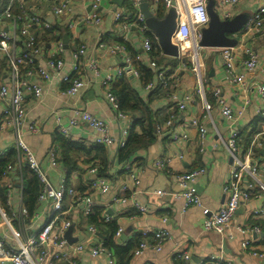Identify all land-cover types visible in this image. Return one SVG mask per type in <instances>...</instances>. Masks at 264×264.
Masks as SVG:
<instances>
[{"label":"crops","instance_id":"0c3cea01","mask_svg":"<svg viewBox=\"0 0 264 264\" xmlns=\"http://www.w3.org/2000/svg\"><path fill=\"white\" fill-rule=\"evenodd\" d=\"M58 1L60 0H42L38 3L36 0H24V3L28 11L35 9L52 24L51 28L39 34V40L45 42L43 44L45 50L56 42L62 43L64 49L62 57L65 61L63 73L72 71V51L80 45L85 47V52L80 58L81 76L85 85L79 93L67 95L63 92L65 83L61 82L59 76L47 81H39L42 94L38 98L31 93L25 96L27 119L35 120L39 131L28 133L24 129L22 138L33 150L40 167L53 187L58 186L61 178H65L68 186L77 190H85V183L88 179L94 177L110 179L107 191L89 190L94 200L93 208L97 207L101 210L98 222L89 219L94 209L90 215H84L81 201L70 195L64 198L63 211L65 214L63 216L72 221L70 237L76 241L70 243L65 238L67 230L64 231L63 236L69 244L83 243L85 245V250L78 254L80 262L82 264H108L107 257L90 255V248L102 243L112 251L115 264L113 249L105 244V240L111 235L110 227L116 226L117 231L113 235L115 242L120 245H132L130 264H192L219 255L233 264H264V257H253L249 254V249H242L241 242L247 236L240 234L235 228L236 225H264V218L252 215L255 208L264 205V194L240 205L232 218L230 227L223 234H218L202 230L203 215L200 206L189 205L181 211L183 201L175 198L173 192L176 189L178 172L204 166L205 173L200 175L195 182L201 205L214 211L225 199L223 183L228 177L231 158L225 149L224 142L228 138L232 122L222 116L220 106L214 100L212 91L216 88L220 89L222 97L234 110H242L241 116L235 122V126L239 129L238 141L242 147H245L250 138L249 146L256 138L251 156L252 160L259 165V174L264 181V117L258 113L264 108V100L257 90V85L264 82V76L261 73V68L264 66V31L244 34L243 25L235 34L230 35L237 40L232 48L235 54V71L237 74H244L242 83H232L226 78L221 48H199L205 100L211 104L207 112L203 109L202 97L196 92L197 80L191 71L192 45L186 47V53H179L178 57H172L162 53L155 35L148 28L145 32H141L138 27H129L124 32L121 31L114 20V14L120 12L125 19H130L133 11L129 0H102L98 8V15L101 19L98 25L82 20L92 11V0H69L72 14L67 16V19L56 17L51 11L52 5ZM216 2L217 0H214V9L220 15ZM259 2L260 0H240V6L236 9L235 15L239 13L249 15ZM160 4L161 1L155 5V8L149 9L155 18H157L156 8ZM166 14L164 9L163 17ZM70 19L76 21L72 31L66 27ZM65 34L67 35L66 41L63 40ZM145 37L150 38L155 50L159 49V52L154 54L156 56L144 51L142 42ZM100 42L107 45L124 44L127 55L132 58V64L139 71L138 77L125 73L105 84V76L123 63L124 55L120 52L110 53L105 48L99 47ZM246 48L258 56L257 69L247 74L242 65ZM136 54H141L142 59L136 60ZM150 58L157 61L155 67L150 66ZM186 59H189V63ZM91 61L96 64L97 75L90 69L89 62ZM140 66L149 68L151 76H143ZM160 70L167 77L168 85H162L158 80L157 72ZM0 75H2L1 81H4L6 75L1 62ZM119 82L121 85L123 83L122 87L126 88L131 96L140 98L144 102L143 112L138 109L124 108L129 116L126 118L117 116L116 110L106 98V92L111 90L118 97L117 89L114 90L113 87ZM150 82L153 83V87L146 88ZM186 95L189 96L187 107L177 111L171 126L165 127L161 133H156L154 130L152 140L145 146L134 150L125 159V150L121 151L118 147V140L122 138V129L128 128L130 133L142 135L148 124L146 121L143 122L145 120L143 113L152 119L151 124H163L178 109L177 102ZM119 103L120 105L122 103L120 99ZM121 107L123 109V106ZM76 110H87L105 120L114 138L113 142L108 145L96 143L93 131L85 122L70 125L69 119L75 115ZM193 119H196L197 124L192 123ZM57 123L66 129V134L56 131ZM199 125L205 128L203 138L200 137ZM252 131L256 132L249 136ZM172 132H186L187 137L174 141L171 137ZM57 135L85 147V152L68 150L71 159L70 166L64 162L63 166L57 165L53 168L48 163L49 147L56 145L57 149H61L56 140ZM14 140L15 133L11 127L0 131V156L15 150L14 161L16 160L17 150L14 147ZM249 146L245 148L248 149ZM179 155L182 157L180 158ZM163 157L169 159L168 172L152 165L153 160ZM128 158H132L133 170L138 174L140 182L135 189L121 191L122 184L129 180L123 169ZM92 161L100 166L95 175L88 172V166L93 164ZM11 180V190L5 192L6 205H2L8 212L12 209L16 213L13 219L14 228L21 238H25L34 233L50 216V202H39L32 213L20 214L23 206L24 184L22 171L19 168L13 170ZM122 197L125 198L124 203L117 200ZM135 201L145 205L147 212L140 213L134 206ZM0 203H2L1 200ZM104 214L109 216L106 221L100 219V216ZM163 216L167 217V221L162 220ZM90 225L95 227V234L89 231ZM160 229L166 230L168 237L162 242L159 251L145 248L137 255L132 254V250L143 240L156 243L155 232ZM253 237L254 248L258 251L263 249L264 234L261 232L259 236ZM0 239H3L5 247L15 244L12 232H7L2 223L0 224ZM48 251L56 252L57 247L51 244L48 246ZM182 252L189 254V261L178 256Z\"/></svg>","mask_w":264,"mask_h":264},{"label":"built area","instance_id":"2783aa9c","mask_svg":"<svg viewBox=\"0 0 264 264\" xmlns=\"http://www.w3.org/2000/svg\"><path fill=\"white\" fill-rule=\"evenodd\" d=\"M38 3L42 0H36ZM143 0H129L133 11L131 19H125L122 13L114 14V20L120 27L121 31H125L132 27H138L141 32L147 30L145 19L140 11V4ZM162 3L166 13L174 8L177 13L176 26L172 34V41L178 46L179 53L187 52L186 47L192 45V62L191 71L195 74L197 80L196 92L204 101L203 109L209 111L211 104L205 100V91L203 86L202 63L199 60L198 50L202 48L199 45L202 28L206 27L209 22L207 12L208 0H147L148 8H155V5ZM102 0H92V11L86 14L82 20L98 25L101 22L98 15V8ZM240 6V0H217L216 7L219 10V17L223 20L231 19L237 13L236 9ZM51 11L54 16L67 19L72 14V8L69 0H60L53 4ZM76 21L70 19L66 27L73 30ZM52 24L45 19L35 9L28 11L24 0H0V62L3 64L6 79L1 81L0 75V131L11 127L15 133L14 147L17 150V158L13 163H9L3 171L0 178V188L5 187L6 191H10L12 186V172L14 169H21L23 165H27L33 170L40 183V191L37 196L36 203L50 202V216L40 224L37 230L31 235L21 238L19 232L14 228L13 219L15 212L12 209L8 212L0 203V224L5 227L6 231H10L15 238V244L11 247H5L3 239H0V264H82L79 260V253L85 250L83 243L69 244L64 238V231L71 225L72 221L63 216V201L65 196H73L83 204V214L90 215L93 210L94 200L89 194V190L107 191L110 186V179L104 177H94L88 179L85 183L86 189H74L68 186L66 179L61 178L57 187H53L47 175L40 167V164L33 150L24 142L22 136L24 129L28 133H36L39 126L35 120L27 119L25 96L31 93L38 98L42 94V87L39 81H47L53 77L59 76L62 83H65L63 92L67 95H75L79 93L85 85L81 76L80 58L85 52V47L80 45L72 51V71L71 73H63L65 61L62 57L64 51L61 42L54 43L49 49L44 48V41L39 40V34L45 29L51 28ZM264 31V0L255 6L248 15L243 26L244 34L261 33ZM99 47L105 48L110 53L120 52L124 55L123 63L110 74L105 77V84L114 80L117 76L130 73L132 76L138 77L139 72L132 64V58L126 53V46L119 44H105L100 42ZM144 51L150 53L152 50V42L150 38L145 37L142 42ZM221 56L226 71V78L232 83H242L244 74H237L235 71V54L232 47L221 48ZM245 58L242 59V65L245 73H252L258 67V56L255 52L246 48L244 50ZM136 60H141L142 55L136 54ZM149 64L152 67L157 65L155 59L150 58ZM91 71L98 74L95 62H89ZM264 76V66L261 68ZM158 80L162 85H168L169 81L162 70L157 72ZM176 85V83H174ZM177 86V85H176ZM153 87V83L147 84L146 88ZM259 96L264 100V82L257 85ZM212 95L216 104L220 106L221 114L231 121V127L227 140L224 142L225 149L231 158V164L228 172L227 180L223 183V192L225 199L217 210H210L201 205L200 195L196 190V179L205 173L204 166L196 169L181 171L176 174V189L173 191L175 198L183 201L181 211H184L189 205L201 207L202 230L204 232H215L223 234L231 225V221L238 207L253 198L261 197L264 194V181L259 174V165L252 160V147L256 138L250 144L248 149H244L238 141L239 129L235 126L236 120L241 116L242 110H234L232 106L226 103L221 95L219 88L212 91ZM106 98L111 106L116 110L119 117L126 118L127 113L120 109L117 96L111 92H106ZM189 96L186 95L177 102V110L170 115L163 124L157 123L155 132L161 133L165 127L171 126L177 111L184 110L187 107ZM259 115L264 117V108L260 110ZM79 122H85L93 131L94 141L99 144L108 145L114 140L110 134V128L107 122L87 110H76L75 115L70 117L69 124L75 125ZM193 124H197L196 119L192 120ZM200 137L203 138L205 128L199 125ZM56 131L66 134V129L57 123ZM128 128L121 131L122 138L118 140V147L121 148L126 144ZM171 137L174 141L185 139L186 132H172ZM48 163L55 168L57 165L63 166L61 154L56 145H51L47 152ZM181 158L182 156L179 155ZM168 158H157L152 161V165L157 169H165L168 172ZM134 162L132 158H128L124 163L123 169L129 177V180L122 184L121 191L135 189L140 180L138 174L133 170ZM96 163L88 166V172L95 175L98 171ZM121 203L125 202V198L117 199ZM9 205V203H7ZM135 208L140 213H146L147 207L138 202H134ZM20 214L27 215L28 211L24 206L21 207ZM253 216L264 218V205L253 210ZM102 220H108L109 216L104 214L100 216ZM163 221H167V217L163 216ZM237 232L247 236L241 242L244 250L249 249V254L253 257H264V248L256 250L253 246L254 237L261 233V226L252 225H236ZM92 234L96 233L93 225L89 226ZM157 237L156 243L141 241L132 250V254L137 255L145 248H151L155 251L161 249L162 242L167 239L168 233L164 229L155 232ZM57 247L56 252H49L48 246ZM90 255L93 257H107L108 264H114L113 253L108 250L102 243L90 248ZM178 256L189 261V254L182 252ZM60 261H63L60 263ZM233 264L229 260H225L222 255L212 256L206 261H200L192 264Z\"/></svg>","mask_w":264,"mask_h":264},{"label":"trees","instance_id":"16d2710c","mask_svg":"<svg viewBox=\"0 0 264 264\" xmlns=\"http://www.w3.org/2000/svg\"><path fill=\"white\" fill-rule=\"evenodd\" d=\"M164 14V7L162 5V3L160 5L157 6L156 11H155V16L157 18H162ZM131 19V18H130ZM150 36V35H149ZM152 37V36H150ZM157 52H159V49L155 50L152 44V50H151V54H157ZM156 56V55H154ZM157 63V61H156ZM141 69V74L143 73V76L148 77L151 76V70L149 68H146L145 66H140ZM139 72V71H138ZM166 77V76H165ZM123 85V83H122ZM122 85L119 83L114 85V90L115 88L117 89V95H119V99H120V103H119V107L121 110L124 111V108H130V109H138L141 110L143 112V108L142 106H145L144 102L140 99L137 98L135 96H131L126 88L122 87ZM124 86V85H123ZM117 97V98H118ZM118 99V100H119ZM131 102V103H129ZM123 106V109L122 107ZM143 118L148 124H147V128L144 129V132L142 135H137L135 133H130L128 130V135H127V139H126V144L120 148L121 151L125 150L124 153V158L126 159L127 157H129L134 150L141 148L143 146H145L149 141L152 140L153 137V133L155 130V125L156 123L151 124V118L147 117L144 113H143ZM261 118V117H259ZM256 131H252L249 133V136H252ZM58 136V135H57ZM56 140L59 142L60 147H61V152L58 148L59 153L61 154V160L64 164V162H66L67 165L70 166V156L68 154V150H76V151H86L85 147L83 145H77L73 142L68 141L67 139H65L64 137H56ZM251 138L249 139V141L247 142V145L245 146L246 148L249 146ZM240 144V143H239ZM243 147L245 150L246 148ZM15 150L9 151L7 154L5 155H1L0 156V178L2 177L3 171L5 170V167L9 164V163H13L14 162V158H15ZM93 162V161H92ZM91 163V161H90ZM95 162H93L94 164ZM97 164V163H96ZM98 165V164H97ZM98 168H100V166L98 165ZM22 171V178H23V191H22V201H23V206L26 208V210L28 211V213H32L33 210L36 207V200H37V196L39 194L40 191V183L38 181V177L36 175V173L31 170L27 165H23L22 168L20 169ZM3 191V192H1ZM6 192V188H0V200L2 202V204L5 206L6 205V197H5V193ZM94 211L93 213L89 216L90 221L93 222H98V218L100 215L101 210L97 207L93 208ZM111 230V235L108 236L105 240V244L108 247H111L113 249L114 252V256H115V264H130V258H131V244H127V245H120L117 244L115 242V240L113 239V235L114 233H116L117 231V227L116 226H111L110 227ZM261 232L264 234V225L261 226ZM220 264H224V263H220Z\"/></svg>","mask_w":264,"mask_h":264},{"label":"water","instance_id":"95a60500","mask_svg":"<svg viewBox=\"0 0 264 264\" xmlns=\"http://www.w3.org/2000/svg\"><path fill=\"white\" fill-rule=\"evenodd\" d=\"M142 12L146 27L152 32L162 53L172 57L179 56V50L175 43L172 42V34L176 26L177 13L174 8L170 9L165 17L157 19L148 8L147 0H143L139 6ZM207 12L209 22L206 27L201 30V37L199 45L201 47H234L237 40L230 35L235 34L246 22L248 15L246 13H239L231 19L223 20L219 17L217 11L214 9V0L207 1ZM66 34L63 40L66 41ZM72 227H69L65 232V238L71 243L76 239H71ZM103 237L102 235H99Z\"/></svg>","mask_w":264,"mask_h":264},{"label":"rangeland","instance_id":"374dc122","mask_svg":"<svg viewBox=\"0 0 264 264\" xmlns=\"http://www.w3.org/2000/svg\"><path fill=\"white\" fill-rule=\"evenodd\" d=\"M175 61H177V60H175ZM186 61H187V63H189V59H186ZM182 63V62H181Z\"/></svg>","mask_w":264,"mask_h":264}]
</instances>
